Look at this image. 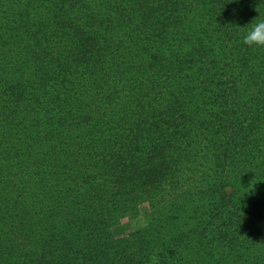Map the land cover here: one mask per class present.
<instances>
[{
    "label": "trees",
    "instance_id": "obj_1",
    "mask_svg": "<svg viewBox=\"0 0 264 264\" xmlns=\"http://www.w3.org/2000/svg\"><path fill=\"white\" fill-rule=\"evenodd\" d=\"M257 17L264 0H0V264H264Z\"/></svg>",
    "mask_w": 264,
    "mask_h": 264
},
{
    "label": "clouds",
    "instance_id": "obj_2",
    "mask_svg": "<svg viewBox=\"0 0 264 264\" xmlns=\"http://www.w3.org/2000/svg\"><path fill=\"white\" fill-rule=\"evenodd\" d=\"M243 37V44L250 48H264V20L255 18ZM149 264H160L159 250H155L149 258Z\"/></svg>",
    "mask_w": 264,
    "mask_h": 264
},
{
    "label": "rangeland",
    "instance_id": "obj_3",
    "mask_svg": "<svg viewBox=\"0 0 264 264\" xmlns=\"http://www.w3.org/2000/svg\"><path fill=\"white\" fill-rule=\"evenodd\" d=\"M141 221L142 220L140 218H138V219H134L130 222L124 223L120 226L113 228L112 233L116 237L122 236L123 234L127 233L128 231H131L134 228H136L138 225H141L142 224Z\"/></svg>",
    "mask_w": 264,
    "mask_h": 264
}]
</instances>
